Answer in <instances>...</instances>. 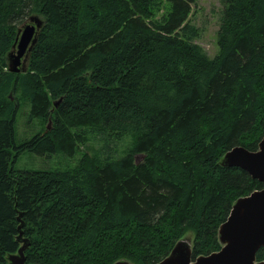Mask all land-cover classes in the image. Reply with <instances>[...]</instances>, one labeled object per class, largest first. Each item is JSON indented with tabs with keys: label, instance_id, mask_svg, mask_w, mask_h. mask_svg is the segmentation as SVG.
Returning a JSON list of instances; mask_svg holds the SVG:
<instances>
[{
	"label": "trees",
	"instance_id": "trees-1",
	"mask_svg": "<svg viewBox=\"0 0 264 264\" xmlns=\"http://www.w3.org/2000/svg\"><path fill=\"white\" fill-rule=\"evenodd\" d=\"M191 3L0 0V264L21 247L20 225L25 264H158L183 239L193 260L221 249L234 203L264 186L220 164L264 136V0H220L213 57L194 42ZM33 15L27 71L10 73ZM10 91L50 129L19 142ZM19 151L64 166L19 171Z\"/></svg>",
	"mask_w": 264,
	"mask_h": 264
},
{
	"label": "water",
	"instance_id": "water-1",
	"mask_svg": "<svg viewBox=\"0 0 264 264\" xmlns=\"http://www.w3.org/2000/svg\"><path fill=\"white\" fill-rule=\"evenodd\" d=\"M28 21L17 30L14 43L7 54V69L10 73L27 71L28 54L35 44L36 32L42 26V20L38 16H30ZM59 102L60 100L55 102L54 107ZM139 158L142 157L137 160ZM220 164L222 167L240 168L264 185V136L256 151L234 147L224 154ZM21 228L22 225L17 228L18 239L22 237ZM218 237L221 244L218 252L193 260L190 243L180 240L158 264H264V261H256L257 251L264 248V186L234 203L227 219L219 226ZM21 241L22 245L17 253L8 256L10 264H25L24 251L28 248V241ZM114 264L131 263L119 261Z\"/></svg>",
	"mask_w": 264,
	"mask_h": 264
},
{
	"label": "rangeland",
	"instance_id": "rangeland-1",
	"mask_svg": "<svg viewBox=\"0 0 264 264\" xmlns=\"http://www.w3.org/2000/svg\"><path fill=\"white\" fill-rule=\"evenodd\" d=\"M158 1L163 2L164 0ZM190 5L189 22L199 29V36L194 42L201 46L210 57H213L217 53L216 33L219 28V18L222 9L220 0H193V3ZM158 7L159 12L157 16L159 17L164 13L167 4L164 6V3H162V6L159 5ZM6 98L12 103L14 108H16L15 127L19 142L26 138H30L35 133H41L45 126V131L50 129L52 124L51 120L50 124L49 121L41 123L37 118L30 117V106L27 99L21 97L14 91H10ZM57 101H53V107L54 103ZM92 147L96 148L97 146L94 143H92L91 147L89 145L85 148L80 146L77 153L70 158L71 162L68 166L75 165L84 151L89 149L90 152ZM13 154L14 152H12V156ZM58 156L60 155L52 154L41 156L33 152L19 151L14 156V168L19 171L53 170L55 168H62L64 165H61L62 162L59 160ZM183 240H187L191 244L190 239Z\"/></svg>",
	"mask_w": 264,
	"mask_h": 264
},
{
	"label": "bare ground",
	"instance_id": "bare-ground-1",
	"mask_svg": "<svg viewBox=\"0 0 264 264\" xmlns=\"http://www.w3.org/2000/svg\"><path fill=\"white\" fill-rule=\"evenodd\" d=\"M16 239H17L18 242L22 243L21 240L26 239V238L22 236L21 239H18V238H16ZM26 240H27V239H26ZM24 256H25V255H24Z\"/></svg>",
	"mask_w": 264,
	"mask_h": 264
},
{
	"label": "crops",
	"instance_id": "crops-1",
	"mask_svg": "<svg viewBox=\"0 0 264 264\" xmlns=\"http://www.w3.org/2000/svg\"><path fill=\"white\" fill-rule=\"evenodd\" d=\"M29 20V19H28ZM27 20V22L26 23H28L29 21ZM38 32V31H37ZM32 50V49H31Z\"/></svg>",
	"mask_w": 264,
	"mask_h": 264
}]
</instances>
